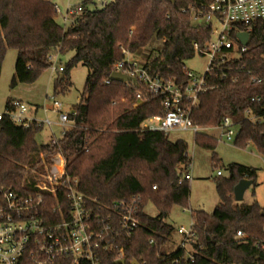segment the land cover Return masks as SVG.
<instances>
[{
	"label": "trees",
	"instance_id": "1",
	"mask_svg": "<svg viewBox=\"0 0 264 264\" xmlns=\"http://www.w3.org/2000/svg\"><path fill=\"white\" fill-rule=\"evenodd\" d=\"M211 1L110 0L91 8L93 1L83 0L84 11L64 26L57 20L52 0H0V76L7 50L17 53L11 87L35 82L56 53L73 55L54 80L55 94L64 91L63 82L69 80L74 66L82 63L88 69L76 114H70L73 126L55 143L38 142L42 124L17 125L3 115L0 186L21 189L25 166L38 167L42 156L61 153L66 172L78 180L77 188L100 204L140 196L139 225L125 241L126 264L133 260L177 264L172 261L182 258L184 250L172 248L175 228L166 218L175 206L189 207L190 184L181 179L191 165L188 144L142 128L146 119L163 114L160 97L148 93L145 101L134 105L136 90H144L142 83H106L105 79L112 64L123 58V47L143 54L153 71L186 82L185 61L195 55L193 42L204 43L210 33L209 26L193 24L190 8ZM226 65L228 77L209 81L211 87L199 95L191 119L198 126L211 127L231 117L239 126L234 144L245 148L252 143L264 154L260 120L264 116V22L254 26L246 51ZM252 98L259 100L254 103ZM247 110L257 119L246 117ZM194 141L214 150L219 139L198 132ZM213 159H217L215 152ZM226 170L227 176L217 175L219 202L212 212L190 210L198 235L193 244L196 252L192 263L181 264H254L258 258L264 264V249L255 246L264 241V206L257 200L236 202L233 197L240 179L256 184V169L230 163ZM148 204L157 209V216L145 212ZM237 231L246 237H236Z\"/></svg>",
	"mask_w": 264,
	"mask_h": 264
},
{
	"label": "built area",
	"instance_id": "2",
	"mask_svg": "<svg viewBox=\"0 0 264 264\" xmlns=\"http://www.w3.org/2000/svg\"><path fill=\"white\" fill-rule=\"evenodd\" d=\"M108 1L102 0L100 6ZM55 9L61 14L57 5ZM84 9L82 4L68 6L62 15L63 25L72 24ZM190 10L193 24L210 27L209 38L204 43L193 42L195 54L207 59L202 74L185 68L186 82L178 83L153 71L145 56L123 47V58L112 64L111 73L121 72L143 84L144 90H136L134 105L145 101L148 93L162 99L163 114L146 119L142 123L143 129L166 134L178 130H190L196 134L215 129L219 131L220 138L232 141L238 133L234 125L238 124L231 117H224L215 126L201 127L193 123L190 114L198 103L199 95L211 87L209 81L226 79L229 74L226 64L246 51L247 45L241 43L237 34L248 33L250 39L254 26L264 22V0H212ZM49 59L53 72L63 70L62 66L55 64L58 53ZM110 80L109 75L105 82ZM255 81L260 82V79ZM48 98L52 100L53 111L59 116L62 136L73 126L70 114L75 115L76 108L71 113L62 112L61 103L54 96ZM258 100L252 98L254 103ZM28 110L26 103L13 99L0 113V120L7 115L13 123L26 127L32 122L51 124L48 119L28 116ZM246 117L252 121L257 119L250 110L246 111ZM57 139L51 142L55 143ZM190 167L181 179L191 180ZM216 175H222V172L218 170ZM24 177L21 189L0 186V264H111L110 260L117 264L119 260H126L125 241L139 225V195L109 205L100 204L77 188L78 180L66 172L61 153L48 158L42 156L38 167L25 166ZM193 225L192 220L188 228L182 225L177 228L182 237L178 248L183 249L184 254L172 263L194 261L196 251L193 244L198 235ZM236 237H246V234L237 231ZM255 246L264 249V241L256 242ZM254 264H261L259 258Z\"/></svg>",
	"mask_w": 264,
	"mask_h": 264
},
{
	"label": "rangeland",
	"instance_id": "3",
	"mask_svg": "<svg viewBox=\"0 0 264 264\" xmlns=\"http://www.w3.org/2000/svg\"><path fill=\"white\" fill-rule=\"evenodd\" d=\"M60 7V13H58L57 20L63 24L62 15H64L68 6L81 4L83 0H52ZM93 3L89 4V7L93 8L94 3L100 6L102 0H92ZM73 55V52L66 54H58L57 66L65 67L68 59ZM16 56L15 49H8L2 64L1 76H0V112L5 110V102L8 96H25L28 98V107L39 105L38 115L43 119L59 122V116L57 113L50 111L52 107V100L49 96L61 103L62 111L73 112L77 106L82 89L85 84V80L88 74V69L82 63L74 66L69 72V80L63 82L64 91L54 93V80L60 74L53 72L51 67L45 69L38 79L33 83H18L16 86L11 87V79L14 75V61ZM140 56H143L141 54ZM207 64L205 56L195 54L192 58L185 61V68L191 70L196 74H202ZM261 122L264 123V117ZM64 128L68 129L67 126ZM52 129L55 132L56 137L61 136L62 127L52 125ZM235 130H239V126L234 125ZM208 135L215 136L219 139L218 144L214 150L206 149L195 144L194 133L190 130H178L168 133V138L171 141L177 139H183L188 144V155L191 158V167L189 172L191 174L190 194L187 208L175 206L166 221L172 224L176 228V232L173 235L174 242L179 244L182 237L177 233L179 226L188 228L192 223V217L190 210L202 209L207 212H212L215 206L219 202V197L215 188V181L217 179L216 172L220 170L223 176H227V165L230 163H238L244 166L253 167L256 169L255 185H251L244 193L242 203H249L253 200L264 206V154L257 150L254 144L249 143L245 148H240L234 144V140L227 141L224 138L219 137L218 130L204 131ZM50 137H53L51 132V126L44 124V128L41 133L37 134V140L40 143L47 142ZM215 152L217 159H213V153ZM145 212L151 216H157V209L148 204L145 207ZM173 242V247H174Z\"/></svg>",
	"mask_w": 264,
	"mask_h": 264
},
{
	"label": "water",
	"instance_id": "4",
	"mask_svg": "<svg viewBox=\"0 0 264 264\" xmlns=\"http://www.w3.org/2000/svg\"><path fill=\"white\" fill-rule=\"evenodd\" d=\"M170 2H174L175 0H168ZM239 40L241 41L242 44L247 45L248 40H249V34L240 32L237 34ZM110 79L114 81H133L136 82V79L133 77H130L126 74H123L121 72H112L110 74ZM252 185V180L242 178L240 179L237 184L233 188V197L236 202H241L243 200V196L245 191ZM126 260L122 259L117 261V264H124ZM131 264H140L137 260H133Z\"/></svg>",
	"mask_w": 264,
	"mask_h": 264
},
{
	"label": "crops",
	"instance_id": "5",
	"mask_svg": "<svg viewBox=\"0 0 264 264\" xmlns=\"http://www.w3.org/2000/svg\"><path fill=\"white\" fill-rule=\"evenodd\" d=\"M55 3V2H54ZM55 5H57L56 3H55ZM58 6V5H57ZM59 7V6H58ZM59 9H60V7H59ZM16 55H17V53H16ZM15 60H16V56H15ZM14 64H15V61H14ZM8 98L9 99H11V100H13V99H17V100H20V101H22V102H24V103H26L27 104V101H29L28 100V98H26L25 96H17V95H11V96H8ZM7 98V99H8ZM6 103V102H5ZM39 105H34V106H30L29 107V110H28V113H27V115L28 116H30V117H32V118H34V119H43V118H41L39 115H38V111H39ZM50 111L51 112H53L54 113V111H53V109H52V107H51V109H50ZM61 111H62V107H61ZM62 112H64V111H62ZM1 113V112H0ZM66 113H70V112H66ZM50 122H51V124H50V126H51V132H52V135H53V137H50L51 139H49V141H47V142H50L52 139H57V138H60V137H56L55 136V132L53 131V129H52V125H57V126H59V127H62V125L60 124V122H54V121H52V120H49ZM42 130H43V128H44V124H42ZM63 128V127H62ZM42 130L39 132V133H41L42 132ZM62 131H63V129H62ZM61 131V132H62ZM61 134V133H60ZM39 142V141H38ZM47 142H43V143H47ZM167 222V221H166ZM167 223H169V222H167ZM175 228V227H174ZM175 232H176V228H175ZM174 232V233H175ZM173 242H174V239H173ZM174 247L172 246V248L173 249H178V247H179V244H176L175 242H174ZM173 245V244H172Z\"/></svg>",
	"mask_w": 264,
	"mask_h": 264
}]
</instances>
